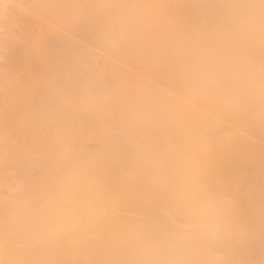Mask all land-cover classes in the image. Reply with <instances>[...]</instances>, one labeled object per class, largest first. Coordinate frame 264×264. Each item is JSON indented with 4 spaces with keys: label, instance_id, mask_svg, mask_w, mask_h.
<instances>
[{
    "label": "bare ground",
    "instance_id": "bare-ground-1",
    "mask_svg": "<svg viewBox=\"0 0 264 264\" xmlns=\"http://www.w3.org/2000/svg\"><path fill=\"white\" fill-rule=\"evenodd\" d=\"M0 29V264H264V0H0Z\"/></svg>",
    "mask_w": 264,
    "mask_h": 264
},
{
    "label": "rangeland",
    "instance_id": "rangeland-1",
    "mask_svg": "<svg viewBox=\"0 0 264 264\" xmlns=\"http://www.w3.org/2000/svg\"><path fill=\"white\" fill-rule=\"evenodd\" d=\"M1 30V29H0ZM3 31V29L0 31V33ZM5 50V49H4ZM4 50H2L3 52H5ZM0 71L2 72V69H0Z\"/></svg>",
    "mask_w": 264,
    "mask_h": 264
}]
</instances>
